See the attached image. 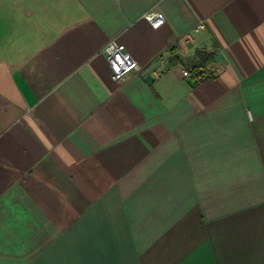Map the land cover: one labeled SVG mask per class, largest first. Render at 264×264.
I'll return each instance as SVG.
<instances>
[{
	"label": "crops",
	"instance_id": "1",
	"mask_svg": "<svg viewBox=\"0 0 264 264\" xmlns=\"http://www.w3.org/2000/svg\"><path fill=\"white\" fill-rule=\"evenodd\" d=\"M0 264H264V0H0Z\"/></svg>",
	"mask_w": 264,
	"mask_h": 264
},
{
	"label": "built area",
	"instance_id": "2",
	"mask_svg": "<svg viewBox=\"0 0 264 264\" xmlns=\"http://www.w3.org/2000/svg\"><path fill=\"white\" fill-rule=\"evenodd\" d=\"M144 16L155 28L161 26L166 20L160 11H149ZM202 27H204L203 21L197 25V29ZM105 54L111 68L112 78L115 80H122L128 74L140 68L139 62L127 51L125 45L116 39H112L107 43ZM184 74H190L188 68L184 69Z\"/></svg>",
	"mask_w": 264,
	"mask_h": 264
},
{
	"label": "trees",
	"instance_id": "3",
	"mask_svg": "<svg viewBox=\"0 0 264 264\" xmlns=\"http://www.w3.org/2000/svg\"><path fill=\"white\" fill-rule=\"evenodd\" d=\"M197 55L199 56L201 62L199 63L197 62L195 65H193L192 71H193L194 76L196 77V82H199L207 77L206 71L202 64V59L206 58L209 55H212V53H207L205 51L199 50L197 52Z\"/></svg>",
	"mask_w": 264,
	"mask_h": 264
},
{
	"label": "water",
	"instance_id": "4",
	"mask_svg": "<svg viewBox=\"0 0 264 264\" xmlns=\"http://www.w3.org/2000/svg\"><path fill=\"white\" fill-rule=\"evenodd\" d=\"M160 65L161 61H157L145 70L143 76L147 82L151 83L154 80V73L160 67Z\"/></svg>",
	"mask_w": 264,
	"mask_h": 264
}]
</instances>
